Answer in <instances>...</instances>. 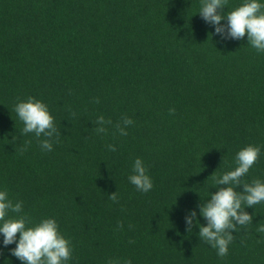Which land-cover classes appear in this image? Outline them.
I'll use <instances>...</instances> for the list:
<instances>
[{"label": "trees", "instance_id": "1", "mask_svg": "<svg viewBox=\"0 0 264 264\" xmlns=\"http://www.w3.org/2000/svg\"><path fill=\"white\" fill-rule=\"evenodd\" d=\"M244 2L228 0L224 12ZM200 7L0 0V191L23 202L10 218L57 221L73 249L66 264H264V202L245 208L253 223L237 225L223 258L199 225L186 227L192 210L207 226L198 205L249 145L261 154L243 182L264 183V53L247 35L222 39ZM29 97L55 118L50 152L43 135L22 134L15 106ZM99 116L112 121L106 133L95 130ZM124 117L134 121L127 136L115 127ZM137 158L153 181L147 193L129 181ZM3 239L0 264H24Z\"/></svg>", "mask_w": 264, "mask_h": 264}, {"label": "clouds", "instance_id": "2", "mask_svg": "<svg viewBox=\"0 0 264 264\" xmlns=\"http://www.w3.org/2000/svg\"><path fill=\"white\" fill-rule=\"evenodd\" d=\"M227 5L228 0H201L199 14L207 23L215 26V33L222 39L242 40L247 35L248 44L258 53H264V4L259 0H245L241 6L225 13ZM225 19L227 23L221 24ZM95 102L99 103V100ZM15 111L24 123L22 134L34 133L38 139L43 135L46 139L40 141L41 148L52 151V138H58L59 132L48 106L29 97L27 101L17 103ZM174 112L175 109H170V113ZM133 123L131 118L124 117L123 126L117 124L115 127L121 136H127L126 129ZM94 124L98 125L96 132L102 134L107 132L106 125H111L112 121L99 116ZM108 148L110 151H116L114 145H109ZM260 154L261 149L257 146L249 145L243 148L237 153L238 166L235 170L215 179L219 190L211 193L210 199L198 205L200 215L207 221V226L199 224L195 210L185 217L187 231L190 233L194 226L199 225L200 239L216 249L221 258L228 255L229 245L234 240L233 231L237 230V225L247 226L253 223V216L246 212L245 208L264 202V183L254 180L249 184L244 183L242 179L257 163ZM129 181L138 191L144 193L154 187L140 158L134 162L133 174L129 176ZM221 185L226 187H219ZM241 185L243 191L239 192L236 189ZM109 197L118 203L117 192ZM22 211L23 202L14 203L6 190L0 191V233L4 236V246L16 243L17 246L11 249V254L24 264H66L72 258L73 249L71 241L60 232L57 221L54 218L43 219L39 224L29 227L28 225L32 224L29 216L9 217V213L19 214ZM118 227L122 229L123 222H120ZM257 231L264 232V227L258 228ZM109 264L115 262L109 261ZM128 264H131V261H128Z\"/></svg>", "mask_w": 264, "mask_h": 264}]
</instances>
